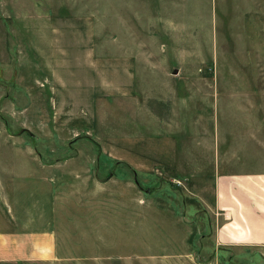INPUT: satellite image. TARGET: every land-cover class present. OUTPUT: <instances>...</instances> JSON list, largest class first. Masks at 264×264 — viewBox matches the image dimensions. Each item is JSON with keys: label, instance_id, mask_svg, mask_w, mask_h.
Masks as SVG:
<instances>
[{"label": "rangeland", "instance_id": "1", "mask_svg": "<svg viewBox=\"0 0 264 264\" xmlns=\"http://www.w3.org/2000/svg\"><path fill=\"white\" fill-rule=\"evenodd\" d=\"M243 8L0 0V178L33 156L58 184L60 255L0 264H264L215 247L206 204L217 173L264 171V14Z\"/></svg>", "mask_w": 264, "mask_h": 264}, {"label": "crops", "instance_id": "2", "mask_svg": "<svg viewBox=\"0 0 264 264\" xmlns=\"http://www.w3.org/2000/svg\"><path fill=\"white\" fill-rule=\"evenodd\" d=\"M235 1L244 2L242 15H250V11L264 14V0ZM169 109L177 115L183 111L180 106ZM30 157L22 158L21 167L11 177L8 171L4 181L0 178V262L60 256L56 227L50 223L55 217L59 187L51 182L47 171L32 169L28 162L36 158ZM79 180V186L90 182L89 178ZM206 204L215 218L212 239L216 248H250L264 256V171L217 173L211 200ZM34 223L46 224L36 227Z\"/></svg>", "mask_w": 264, "mask_h": 264}]
</instances>
